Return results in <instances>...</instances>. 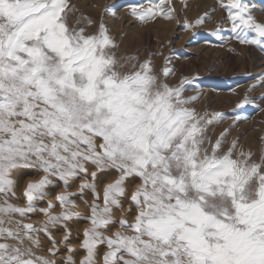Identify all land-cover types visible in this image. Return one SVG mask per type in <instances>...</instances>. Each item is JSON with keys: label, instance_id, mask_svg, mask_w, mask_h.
I'll list each match as a JSON object with an SVG mask.
<instances>
[{"label": "snow or ice", "instance_id": "6c2138e0", "mask_svg": "<svg viewBox=\"0 0 264 264\" xmlns=\"http://www.w3.org/2000/svg\"><path fill=\"white\" fill-rule=\"evenodd\" d=\"M217 7L213 35L264 52V17L248 0ZM76 11L0 0V264H264V154L225 148L228 128L213 141L227 113L192 106V79L169 82L167 58L157 72L117 57L103 16ZM127 14L175 18L172 0ZM248 91L237 109L254 102ZM72 225H83L75 237Z\"/></svg>", "mask_w": 264, "mask_h": 264}, {"label": "rangeland", "instance_id": "374dc122", "mask_svg": "<svg viewBox=\"0 0 264 264\" xmlns=\"http://www.w3.org/2000/svg\"><path fill=\"white\" fill-rule=\"evenodd\" d=\"M69 2L77 9L74 17H90L98 23L103 16L110 35L117 43L113 50L117 57H135L137 63L150 60L157 72L163 69L167 58V66L174 70V75L168 77L169 82L178 81L181 77L192 79L193 83L186 94H201L192 106L201 112L227 113V119L209 128L208 136L213 141L228 128L225 148L237 140L238 149L251 151L253 158L259 159L264 154V99H261L264 96V84L248 91L251 85L264 81V52L254 46L230 40L231 33L227 30L221 35L212 34L223 15L217 7V0H172L174 19L158 18L147 23H140L136 17L127 14L129 5L145 3L146 0ZM248 3L255 9L257 18L264 17V0H248ZM105 6H110L116 15L105 13ZM214 7L216 11L212 12ZM206 12L211 15L204 23L194 28H185L186 20L195 22ZM82 23L88 31H95V24L89 26L86 21ZM246 91L255 100L237 109ZM238 116L243 119L233 124ZM29 178L25 177L22 183ZM41 219L42 216H33L26 222ZM82 226L72 225L74 237L75 230Z\"/></svg>", "mask_w": 264, "mask_h": 264}, {"label": "crops", "instance_id": "0c3cea01", "mask_svg": "<svg viewBox=\"0 0 264 264\" xmlns=\"http://www.w3.org/2000/svg\"><path fill=\"white\" fill-rule=\"evenodd\" d=\"M126 208H127V205L125 204ZM118 216V215H117Z\"/></svg>", "mask_w": 264, "mask_h": 264}]
</instances>
